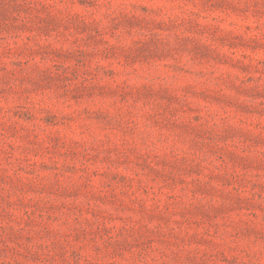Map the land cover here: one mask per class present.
Instances as JSON below:
<instances>
[{
  "label": "rangeland",
  "instance_id": "374dc122",
  "mask_svg": "<svg viewBox=\"0 0 264 264\" xmlns=\"http://www.w3.org/2000/svg\"><path fill=\"white\" fill-rule=\"evenodd\" d=\"M0 264H264V0H0Z\"/></svg>",
  "mask_w": 264,
  "mask_h": 264
}]
</instances>
